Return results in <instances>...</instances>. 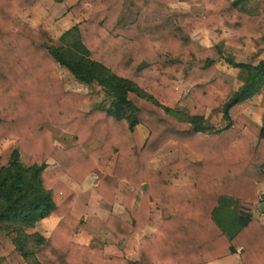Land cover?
I'll return each mask as SVG.
<instances>
[{
    "label": "trees",
    "instance_id": "obj_1",
    "mask_svg": "<svg viewBox=\"0 0 264 264\" xmlns=\"http://www.w3.org/2000/svg\"><path fill=\"white\" fill-rule=\"evenodd\" d=\"M174 1L76 0L68 11L77 23L56 39L41 25L14 29L16 9L36 0H0V142L14 137L17 144L0 166V264H205L235 253L241 264H264V224L251 214L264 182V129L242 115L264 85V60L236 62L222 49L264 43V0H202V14L171 7ZM220 24L234 35L213 46L192 38L198 27ZM222 59L238 69L234 92L216 67ZM60 66L87 91L67 90ZM179 74L193 92L183 110ZM211 107L226 124L207 130ZM64 133L76 143L59 149L52 138ZM170 140L175 161L151 169L146 157ZM178 169L187 184L172 182ZM90 173L110 203L120 181L131 187L121 200L130 222L113 214L105 221L115 237L154 228L140 240L138 260L105 253L96 238L72 240L76 193L60 177L82 183ZM48 216L59 220L47 238L27 232Z\"/></svg>",
    "mask_w": 264,
    "mask_h": 264
},
{
    "label": "crops",
    "instance_id": "obj_2",
    "mask_svg": "<svg viewBox=\"0 0 264 264\" xmlns=\"http://www.w3.org/2000/svg\"><path fill=\"white\" fill-rule=\"evenodd\" d=\"M47 1L49 0H36L33 6L26 10L17 8L13 24L14 29H19L18 27L23 29L25 26L28 27V25L32 28L37 24L43 25V27L46 28L47 26L40 22V20L37 22L33 9H37L39 7L47 11V9L51 7V3ZM203 10L204 5L203 2H201V8L199 10L191 11L202 14ZM18 14L26 16L25 21L27 22L23 23L21 20L17 22L16 15ZM65 17L72 23L74 21L75 24L78 21L77 18H75L69 11L66 13ZM233 35L234 31L232 29L220 24L209 31L203 27H198L192 33V38L202 45L213 46L215 44L221 43L225 38L231 37ZM222 49L226 56L233 58V60L236 62L256 65L259 61L264 60V43H255L251 45H244L242 47L224 43L222 45ZM216 67L221 78L231 85L233 92L236 91L242 84V82L237 78L238 69L229 65L224 59L218 61L216 63ZM178 78L180 79L179 85L185 88L184 94L187 95L185 102H179L177 104V110H183L191 100L192 87L189 83L183 81L180 75ZM77 82L84 85L85 90L87 89L84 83L79 81ZM247 103V106L242 111V115L255 127H263L264 129V122L262 118L264 105V85L247 99ZM202 124L207 130H214L223 127L226 124V120L223 117L220 108L211 107L205 110ZM137 129L142 138L147 137L148 130L144 126L138 124ZM67 137L68 136L65 134L59 137H53L52 142L59 149H65L68 146L76 143L73 136H69L72 139L70 140L71 142L69 145L64 144ZM14 141V138L9 137L1 143L6 142L9 144L8 146L10 148L12 142L13 145L16 146ZM13 149L15 148L11 147L9 149L10 153ZM177 151V142L173 140L168 141L156 153L146 157L148 166L151 169H159L175 161L177 157ZM184 155L193 161L198 160V157L187 147L184 148ZM28 156L29 155L27 153L19 151V159L24 165H28L29 162L26 161L25 163L22 160V157L26 158ZM47 163L49 167L55 165L54 161L51 159H49ZM60 178L76 193V198L71 207V214L80 220V223L74 229L72 240L81 245H88L92 239L96 238L103 242V249L105 253L118 257H124L130 260H138L140 257L139 242L144 236L148 237L152 235L154 228L152 226H146L142 230L133 232L129 237H115L105 226V221L110 214H113L124 221L130 222V216L128 212L122 207L121 200L122 191L131 187L126 182L120 181L118 184V190L115 194L114 202L110 203L95 192L94 186L97 183V177L94 173H90L82 183L75 182L68 175H62ZM172 182L177 185L188 183L187 176L183 169L173 171ZM256 188L258 193V201L254 203L251 214L253 217L258 219L261 224H264V182L257 183ZM151 211L159 212L154 203L151 204ZM58 220L59 218L55 216L45 217L35 223L32 231L39 233L44 238H47L57 224ZM205 264H241V262L239 261L238 253H235L215 259Z\"/></svg>",
    "mask_w": 264,
    "mask_h": 264
},
{
    "label": "rangeland",
    "instance_id": "obj_3",
    "mask_svg": "<svg viewBox=\"0 0 264 264\" xmlns=\"http://www.w3.org/2000/svg\"><path fill=\"white\" fill-rule=\"evenodd\" d=\"M47 2L51 3V7L49 9H47V11L45 9H43V8H39L38 7L37 9H33L34 10L33 12H34L35 18L37 19V22L40 20V22H42L45 26H47L46 28L45 27L44 28L46 30H48L57 39L64 31H66L71 26H73V24H75L74 21L72 23L65 17L66 13L68 12V6H70L72 3H74L75 0H66V1L63 0L61 2H59L57 0H49ZM64 2H66V3H64ZM201 2H202V0H175L174 2L170 3V6L171 7H182V8H186V9H189V10H199L201 8ZM25 18H26V16H24V15H21V14L16 15L17 22L19 20H21L23 23H26L27 21H25ZM41 26H43V25H41ZM18 28L19 29H15V30H18V31H20L22 33H27L31 29V27H29V25H28V27L25 26V28H23V29L20 28V27H18ZM195 36H197V35H195ZM57 45H59V41H57ZM56 72L61 77L62 82H63V84H64V86H65V88L67 90H73V91H78V92H86L87 91V89L86 90L84 89L85 88L84 85L79 84L74 79L72 74L68 72L67 68H65L63 66H60V67H58L56 69ZM179 75L181 76L182 80L185 81L183 79L182 75L181 74H179ZM178 76L174 80V84H176L177 86H179V87H181L183 89V92H182V95H181V98H180L179 102H185V100L187 98V95L184 94V92H185L184 89L185 88L182 87L181 85H179L180 84V79L178 78ZM185 82H187V81H185ZM192 95H193V92H192ZM191 99H192V97H191ZM86 105L85 104L82 105V109L83 110H87L88 109V105L87 106ZM64 134L68 136L64 144L69 145V143L71 142L70 140H72L71 137H69V136H72V135L68 134V133H64ZM12 138H14V137H12ZM14 140H15L14 142L16 144V138H14ZM8 145L9 144H7L6 142H4V143L0 142V166L5 165L7 163V160H8V157H9V153H10L9 149L11 147L17 148L16 147L17 144L15 146V145H13V142H12V145H11L10 148H9ZM24 158L25 157H22V160L25 163H26V161L29 162V156L26 157L25 159ZM27 232L31 234L34 231H32V228H30V229H27Z\"/></svg>",
    "mask_w": 264,
    "mask_h": 264
}]
</instances>
